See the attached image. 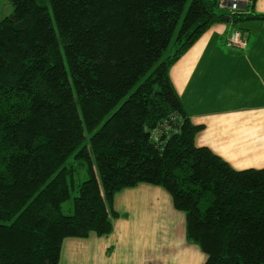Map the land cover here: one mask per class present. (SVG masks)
<instances>
[{
	"label": "trees",
	"instance_id": "obj_1",
	"mask_svg": "<svg viewBox=\"0 0 264 264\" xmlns=\"http://www.w3.org/2000/svg\"><path fill=\"white\" fill-rule=\"evenodd\" d=\"M9 1L0 264H58L64 239L109 235L113 197L140 184L170 194L204 264H264V169L236 171L196 147L203 127L169 77L213 25L264 15L230 14L217 0H191L186 11L187 0Z\"/></svg>",
	"mask_w": 264,
	"mask_h": 264
},
{
	"label": "crops",
	"instance_id": "obj_2",
	"mask_svg": "<svg viewBox=\"0 0 264 264\" xmlns=\"http://www.w3.org/2000/svg\"><path fill=\"white\" fill-rule=\"evenodd\" d=\"M248 14L264 15V0H255ZM169 77L191 123L203 127L196 147L210 149L236 171L264 169L263 21L235 25L223 19L171 67ZM112 208V232L64 239L58 264L206 262L186 238L185 214L163 188L121 190Z\"/></svg>",
	"mask_w": 264,
	"mask_h": 264
},
{
	"label": "built area",
	"instance_id": "obj_3",
	"mask_svg": "<svg viewBox=\"0 0 264 264\" xmlns=\"http://www.w3.org/2000/svg\"><path fill=\"white\" fill-rule=\"evenodd\" d=\"M252 4L253 0H217V8L230 14H248ZM228 45H235L234 40H230Z\"/></svg>",
	"mask_w": 264,
	"mask_h": 264
},
{
	"label": "rangeland",
	"instance_id": "obj_4",
	"mask_svg": "<svg viewBox=\"0 0 264 264\" xmlns=\"http://www.w3.org/2000/svg\"><path fill=\"white\" fill-rule=\"evenodd\" d=\"M191 0H187V3L185 5V11L188 9V6L190 4ZM13 13V6L9 0H0V22L4 20L5 18L9 17ZM86 179L84 175L81 174L80 181ZM76 195V192H73L71 194L70 200L64 202L61 206L62 212L65 215H70L72 213L73 203L72 198Z\"/></svg>",
	"mask_w": 264,
	"mask_h": 264
}]
</instances>
